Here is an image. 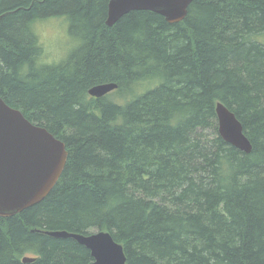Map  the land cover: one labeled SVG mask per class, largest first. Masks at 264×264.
<instances>
[{"label": "trees", "instance_id": "obj_1", "mask_svg": "<svg viewBox=\"0 0 264 264\" xmlns=\"http://www.w3.org/2000/svg\"><path fill=\"white\" fill-rule=\"evenodd\" d=\"M108 2L0 0V94L69 151L46 198L0 216V264L92 261L45 233L64 229L109 231L128 264H264V0H194L177 23L134 10L113 26ZM64 16L81 41L50 66L35 24ZM218 102L250 153L221 136Z\"/></svg>", "mask_w": 264, "mask_h": 264}, {"label": "water", "instance_id": "obj_2", "mask_svg": "<svg viewBox=\"0 0 264 264\" xmlns=\"http://www.w3.org/2000/svg\"><path fill=\"white\" fill-rule=\"evenodd\" d=\"M194 0H109L106 24L113 26L134 10H149L169 23L183 21ZM118 88L114 81L89 88V94L104 97ZM221 136L240 150L250 153L253 144L242 122L224 103L216 105ZM65 141L47 127L29 120L22 110L12 107L0 94V216L16 215L40 203L55 187L67 164ZM50 236L73 238L91 251L87 264H128L122 243L106 230L91 233L46 230ZM35 257L25 256L24 262Z\"/></svg>", "mask_w": 264, "mask_h": 264}, {"label": "rangeland", "instance_id": "obj_3", "mask_svg": "<svg viewBox=\"0 0 264 264\" xmlns=\"http://www.w3.org/2000/svg\"><path fill=\"white\" fill-rule=\"evenodd\" d=\"M43 46L40 61L50 66H57L67 60L79 47L81 36L72 33L71 22L67 17H48L35 24ZM116 93L109 95L114 97Z\"/></svg>", "mask_w": 264, "mask_h": 264}]
</instances>
